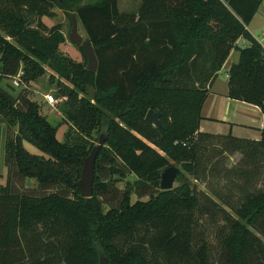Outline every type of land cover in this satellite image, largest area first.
Returning a JSON list of instances; mask_svg holds the SVG:
<instances>
[{"label": "trees", "instance_id": "1", "mask_svg": "<svg viewBox=\"0 0 264 264\" xmlns=\"http://www.w3.org/2000/svg\"><path fill=\"white\" fill-rule=\"evenodd\" d=\"M138 1L137 12H122L118 0H0V123L7 125L8 167L0 187V264H100L101 254L110 264H264V189H250L264 166V133L256 141L201 132L209 89L195 83L210 84L237 49L228 96L264 111V47L247 29L263 0ZM56 7L71 19L76 14L94 46L96 72L87 69L81 47L85 61L60 51L66 41L60 26L43 21ZM240 38L250 45L239 47ZM201 58L210 67L200 78ZM48 68L58 78L63 117L57 122L32 97L31 83ZM20 70L23 87L13 95L4 81ZM149 109L161 113V126L146 119ZM101 136L94 192L83 197L77 182L84 158ZM212 139L243 154L234 170L243 192L240 206H232L235 217L187 175L204 169L198 153ZM24 141L50 157L31 154ZM172 160L183 166L178 185L161 190ZM129 173L137 179L117 195L112 176ZM28 178L38 186L25 187ZM204 207L226 222L216 247L198 236Z\"/></svg>", "mask_w": 264, "mask_h": 264}, {"label": "rangeland", "instance_id": "2", "mask_svg": "<svg viewBox=\"0 0 264 264\" xmlns=\"http://www.w3.org/2000/svg\"><path fill=\"white\" fill-rule=\"evenodd\" d=\"M93 1L95 0H84V2ZM119 1V8L122 12H133L134 2L138 0ZM261 6L264 7V2ZM54 11L56 13L54 17H43V19L45 20L43 21L48 25V27H52L54 25L60 26L66 40L60 46V51L73 58L75 61H85V57L79 46L72 43L69 38L73 25L71 17L66 11L61 10L57 7L54 9ZM261 11L262 10L258 12L257 17L251 24L259 41L264 40V35L262 34L264 23H261ZM78 27L80 33L84 36V38H87L84 28L79 22ZM237 55L239 54H234L231 57V60H237ZM202 59L203 58H201V61H199L202 72L197 75L200 76V78L201 76H206L209 74L210 67V63H205L204 61H202ZM193 73L191 74V76L194 81H196V72ZM57 79L58 78L56 75L54 78H52V70L48 68V71L45 75L40 77L37 81L31 83L32 97L43 105L44 113L49 116V119L52 122L60 121L63 117V114L57 108ZM195 83L201 87L208 89L209 81L205 82V80H203ZM4 87L8 89L13 95H18L23 85L15 86L13 84V78H10L9 80L4 81ZM47 94H51L54 97L55 102L53 104H49V102L46 100L45 95ZM61 99L63 100L64 98ZM0 124L5 125V123ZM68 129L69 125L67 123L61 125L57 134V137L60 141H64V135L65 132L68 131ZM6 137L7 135H4V137L1 136L0 138V186L6 185L8 182V167L5 162L6 155L4 148ZM94 143H98L97 138L94 140ZM207 143H209V149L207 148V150H205L204 148H202L201 152L198 153V156H200V158H203L204 169H200L196 175H187L192 179L193 184L197 187L198 190L203 191L205 194H208L210 197L215 199L222 207H224L235 217L236 213L234 208L240 206V203L243 200V192L240 189L241 179L237 177L236 173H234V170L239 167L243 154L240 151H232L230 149H227L225 144L221 140L218 141L212 139L208 140ZM23 144L31 154L38 155L43 158L50 157L48 154L43 152L41 149H39L29 141H24ZM171 163L172 165L179 167L181 171H183V166L180 161L176 163L172 160ZM112 179L117 181L115 188L118 189V192L116 194L119 195L121 194V190L126 189L127 183L130 182V184H132L137 179V176L135 174L129 173L124 178H122L117 174L113 175ZM177 185L178 183L176 181L175 186ZM37 186L38 184H36L35 179L33 180L30 178L28 182L25 183V187L27 188H35ZM257 188L264 189V166L261 170L260 175L257 176V178L254 180L253 187H250V189L255 190ZM219 196L221 197V199ZM141 199L146 201L149 199V196H144ZM136 200H138V196L132 194V202H135ZM226 202L230 203L231 206L225 204ZM109 208L110 204L106 203L105 209L108 210ZM221 214L222 213L219 212V214L216 215L212 210L204 207L198 216L199 220L198 224L196 225L198 236L205 238V240L207 241H210L214 247H216L217 245L218 238L223 234V226L226 224V222L222 219Z\"/></svg>", "mask_w": 264, "mask_h": 264}, {"label": "crops", "instance_id": "3", "mask_svg": "<svg viewBox=\"0 0 264 264\" xmlns=\"http://www.w3.org/2000/svg\"><path fill=\"white\" fill-rule=\"evenodd\" d=\"M119 2L120 1L118 0V4ZM261 5L257 13L255 14L253 20L247 26V29L255 39H257V36L251 24L257 17V14L258 12H260V10H262L261 23H264V7ZM139 7L140 1H135L133 12H137ZM262 34L264 35V29L262 30ZM259 42L264 47V40ZM236 44L239 47L244 48L249 46L250 42L245 38H240ZM237 53L239 54L237 55V60H231V57ZM239 57V50H232L229 58L223 65L222 69L217 73V76L209 84V93L202 107L203 119L200 123V131L213 135H228L229 133H232L235 137L238 138L259 141L262 139L264 133V111L262 110V108L258 105L248 103L242 100L233 99L228 96V71L233 63L238 62ZM6 134L7 125L0 124V138L1 136L4 137V135ZM28 180L29 178L27 179V182Z\"/></svg>", "mask_w": 264, "mask_h": 264}, {"label": "water", "instance_id": "4", "mask_svg": "<svg viewBox=\"0 0 264 264\" xmlns=\"http://www.w3.org/2000/svg\"><path fill=\"white\" fill-rule=\"evenodd\" d=\"M73 25L69 35L72 43L81 47L87 56V69L92 72H96L98 68V60L95 53L94 46L88 38L80 33L78 27V19L76 14H73ZM161 113L153 109H149L146 115V119L156 126H161ZM106 141L104 136L100 137L99 142L94 146L91 153L84 158L83 169L80 180L77 182V186L81 191L83 197H91L94 192L95 181V166L98 151L101 145ZM179 168L175 165L168 166L161 175L160 188L161 190H171L175 187ZM100 264H110L108 258L104 255H100Z\"/></svg>", "mask_w": 264, "mask_h": 264}, {"label": "built area", "instance_id": "5", "mask_svg": "<svg viewBox=\"0 0 264 264\" xmlns=\"http://www.w3.org/2000/svg\"><path fill=\"white\" fill-rule=\"evenodd\" d=\"M23 75V71L20 70L19 73L13 78V84L15 86H20V79ZM46 100L51 104H53L55 102V99L52 95H46L45 96Z\"/></svg>", "mask_w": 264, "mask_h": 264}]
</instances>
